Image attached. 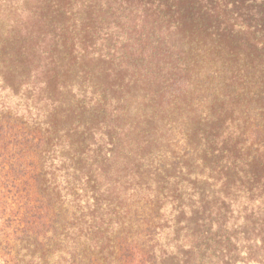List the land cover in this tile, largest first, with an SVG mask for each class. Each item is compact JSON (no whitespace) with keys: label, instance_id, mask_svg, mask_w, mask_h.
Wrapping results in <instances>:
<instances>
[{"label":"rangeland","instance_id":"374dc122","mask_svg":"<svg viewBox=\"0 0 264 264\" xmlns=\"http://www.w3.org/2000/svg\"><path fill=\"white\" fill-rule=\"evenodd\" d=\"M36 2L0 0V86L60 130L58 260L264 264V7L227 10L220 23L237 28L220 40L169 32L164 51L123 19ZM46 54L54 80L32 74Z\"/></svg>","mask_w":264,"mask_h":264},{"label":"trees","instance_id":"16d2710c","mask_svg":"<svg viewBox=\"0 0 264 264\" xmlns=\"http://www.w3.org/2000/svg\"><path fill=\"white\" fill-rule=\"evenodd\" d=\"M41 1L36 2L38 10L42 6ZM65 1L96 10L95 20L99 23L103 24L105 19L112 18L115 22L123 19L133 24V28H138L140 33L152 35L164 51L168 44L176 42L170 39L169 32H172V36H185L188 32L189 38L207 34L210 38L220 40L223 36L233 34L237 28L235 24L223 28L220 23L227 10H240L248 15L252 7L243 4L252 5L254 1L264 7V0H242L237 4H228L225 2L227 0L221 4L213 0ZM260 15L259 22H264ZM245 29L248 30V26ZM181 40L179 36L178 46ZM21 60H26L23 50L18 52L16 58L5 62L4 67L20 66ZM53 66L52 57L47 55L46 61L44 58L42 66L32 74L36 77L45 75L44 78L54 80L56 72ZM45 83L39 82V85L44 87ZM59 87L55 86L57 90ZM0 92L5 94L0 96V264H49L47 262L51 261L52 256L62 264L63 258L59 261L56 255L60 236L57 228V187L51 165H48L51 160L49 151L53 153L52 148L55 151L63 149L59 144L60 130L51 126L49 118L48 122L45 121L47 117H41L36 106L23 108L29 114L28 118L16 108H11L6 102L13 92L10 87L0 86ZM56 105L55 100H49L47 108H55ZM65 132L69 134L70 129ZM64 160L59 157L58 161L62 163ZM14 210L15 215L12 216ZM137 259L135 253L127 254L122 264H145L144 260Z\"/></svg>","mask_w":264,"mask_h":264}]
</instances>
